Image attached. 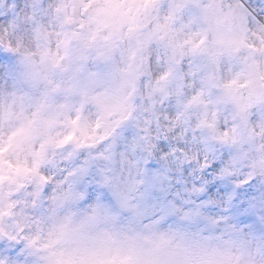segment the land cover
Listing matches in <instances>:
<instances>
[{
	"label": "clouds",
	"instance_id": "obj_1",
	"mask_svg": "<svg viewBox=\"0 0 264 264\" xmlns=\"http://www.w3.org/2000/svg\"><path fill=\"white\" fill-rule=\"evenodd\" d=\"M259 4L20 0L0 16V264H264V232L112 195L138 161L172 180L223 156L227 182L264 185Z\"/></svg>",
	"mask_w": 264,
	"mask_h": 264
},
{
	"label": "snow or ice",
	"instance_id": "obj_2",
	"mask_svg": "<svg viewBox=\"0 0 264 264\" xmlns=\"http://www.w3.org/2000/svg\"><path fill=\"white\" fill-rule=\"evenodd\" d=\"M11 8L0 11V16L17 19L20 0H8ZM264 12V0L258 5ZM0 8L3 4L0 3ZM7 55L0 54V61ZM165 150L167 148L165 147ZM201 170L189 175L193 165L184 168L183 174L169 180L174 174L154 163L138 161L135 174L139 182L126 190L119 188L112 193L123 206L128 205L129 193L139 192L157 208L163 217L179 216L189 223H198L210 230H220L229 234L241 231L252 235L264 232V185L257 186L255 181L243 187L226 181L225 158L221 156L216 162L207 164ZM223 169L219 175L218 170ZM199 177V179H197ZM198 193V195H193Z\"/></svg>",
	"mask_w": 264,
	"mask_h": 264
}]
</instances>
